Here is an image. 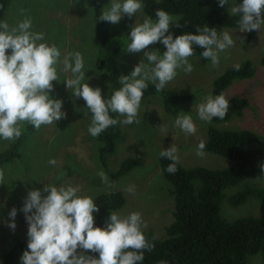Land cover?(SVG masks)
<instances>
[{
    "label": "rangeland",
    "instance_id": "rangeland-1",
    "mask_svg": "<svg viewBox=\"0 0 264 264\" xmlns=\"http://www.w3.org/2000/svg\"><path fill=\"white\" fill-rule=\"evenodd\" d=\"M242 2L236 0L237 4ZM111 3L112 0L104 9ZM229 7L230 3L226 4L227 12ZM94 8V0H11L4 18L0 20L14 27L28 17L32 21L31 31L44 33L45 38L41 42L55 45L60 50V63L56 66L60 80L52 82L54 87L50 95L63 101L62 110L67 114L65 119L56 124L42 125L39 130L22 122V131L28 133L24 146L13 161L0 165V170L4 172V181L0 183V264L4 263V257L16 244L23 241L28 244V224L21 209L30 190H42L45 184L57 187L78 185V195L89 196L93 200L99 193L121 190L127 202L116 213L122 218L133 212L140 213L146 224V227L142 226V231H151L157 238L163 239L167 236V226L174 220V197L170 193L172 185L162 173L161 151L174 145L179 162L185 167H229L233 161L214 152L203 150V155H197V145L208 140L211 125L226 129H252L260 139L251 147H264V25L253 39H248V32H240L239 28L226 27L219 36L222 38V34L228 32L235 44L219 53L218 64L213 65L210 59L193 55L189 58L193 71L185 73L182 69L178 70L176 77L165 86L180 95L193 93L194 98L187 102H171L161 95L142 99L138 116L140 122L121 124L126 138L118 143L116 152L109 156L108 168H105L98 156V137L93 138L88 132L91 113L84 115L88 111L86 102L83 98L74 97L63 81L72 78L70 71H64V57L80 52L86 71L84 82L93 88L99 87L102 97L112 88L108 73L96 62L99 39ZM145 17L142 11L132 17L124 15L117 24L110 23V36L120 38L123 43L120 54L123 75L130 74L141 60L147 63L145 51L157 49L163 54L155 43L140 52L130 53L124 49L130 42L127 36L132 26L143 23ZM248 59L255 63L256 73L251 77L235 79L223 95L227 99L240 98L250 107L238 111L227 121L200 120L198 105L205 102L208 96H217L213 93L214 80L228 67ZM178 115L192 117L197 128L195 134H186L175 126ZM122 119L124 117H120ZM17 141L0 139V152L11 148ZM129 157L136 158L135 168L113 181L108 171H116L121 162ZM50 159H55L56 165H51ZM101 172L107 180L101 179ZM245 182L264 185V159L257 172ZM241 187L240 184L226 190L221 204L222 215L231 221L249 215L264 217V201L254 197L240 206L230 204L229 196ZM129 188L134 191H129ZM42 195L47 193L42 192ZM13 207L17 209L15 229L8 226L11 219L9 212ZM17 264H22L21 258ZM247 264H264V255H250Z\"/></svg>",
    "mask_w": 264,
    "mask_h": 264
},
{
    "label": "clouds",
    "instance_id": "clouds-1",
    "mask_svg": "<svg viewBox=\"0 0 264 264\" xmlns=\"http://www.w3.org/2000/svg\"><path fill=\"white\" fill-rule=\"evenodd\" d=\"M95 2V0H94ZM230 3L231 16H239L240 32L260 31L264 25V0H219L221 7ZM105 7V6H104ZM99 20L112 24L120 22L124 15L132 17L144 9L143 0H112L104 9ZM95 14V12H94ZM156 19L146 16L143 23L132 26L127 36V52H140L149 45L159 42L165 47L159 51H145L147 63L141 60L128 75H121L122 85L110 98H103L99 87L93 88L84 82L85 64L80 52L64 57V71H70L72 78L65 79L66 87L76 98H83L91 123L89 134L96 138L110 126L139 123V109L144 90L149 83L161 92L172 81L178 70L193 71L189 62L194 46L203 49L201 56L219 63V53L233 47L235 41L228 32L218 36L215 27H197V34L184 33L173 38L170 27H179V18L167 11L157 9ZM174 22V23H173ZM32 21L26 17L16 26L10 27L0 21V139L15 141L22 134V122H27L39 130L42 125L56 124L66 118L62 110L63 101L53 99V81H59L57 65L61 52L55 45L44 41V33L31 31ZM11 49V53L7 52ZM239 65H234L238 71ZM89 79V78H88ZM87 79V80H88ZM229 109V101L223 95L208 96L197 107L198 118L211 122L213 118L224 119ZM182 112V111H181ZM112 114L124 117L118 120ZM175 126L186 134H195L196 124L190 115H178ZM205 143L197 145V155H203ZM160 156L172 161L166 171L174 174L179 162L177 148L173 145L160 152ZM56 165L55 159H50ZM102 180L106 175L99 173ZM4 172L0 170V183ZM129 191L134 189L129 188ZM47 193V195H42ZM79 186H50L28 192L22 211L28 224V250L21 256L22 264H139L144 259V251H151L154 245L149 242L142 226L141 214L133 212L121 217L116 212L109 214L106 227H94V212L98 205L89 196L78 195ZM17 209L9 212V227L15 229ZM79 249V251H78ZM98 253V257L87 252Z\"/></svg>",
    "mask_w": 264,
    "mask_h": 264
},
{
    "label": "trees",
    "instance_id": "trees-1",
    "mask_svg": "<svg viewBox=\"0 0 264 264\" xmlns=\"http://www.w3.org/2000/svg\"><path fill=\"white\" fill-rule=\"evenodd\" d=\"M10 2L11 0H0V20L4 18ZM108 2L110 0H95L94 8L99 39L96 62L99 68L108 73L112 86L103 98H110L115 90L122 87L119 83L122 75V40L110 36L109 22L99 20L103 7ZM143 4V13L154 20L157 9L179 18L180 26L169 29L173 38L184 33L197 34V27H215L218 36L226 27L239 28V16H231L226 5H219V0H143ZM257 31H249L247 38L253 39ZM155 45L162 53L166 50L159 42ZM202 51L203 49L194 46L195 56L202 57ZM7 52L10 54L11 49ZM262 62L264 64V56ZM239 66L238 71L234 66L228 67L214 80L215 95L224 94L235 79L251 77L256 73V65L250 59ZM153 95H161L171 102H187L194 98L193 93L180 95L167 88L157 92L155 85L149 83L142 99ZM228 101L226 116L224 119L213 118L215 123L227 121L238 111L250 107L246 101L237 97H231ZM110 115L120 120L117 114ZM27 137L28 133L22 131L17 143L0 152V165L16 158ZM125 138L126 134L119 123L110 126L98 136V156L105 168H108L109 156L116 152L118 143ZM259 139L258 133L252 129H226L211 125L204 150L233 161L229 167L223 169L185 167L178 162L177 171L171 174L166 168L172 161L160 156L162 173L172 185L170 193L174 197V220L167 226V236L163 239L157 238L151 231H142L154 247L151 251H144V259L139 264H247L250 255H264V217L249 215L231 221L221 213L226 190L236 185L241 184L242 187L229 196L231 205H243L251 197L264 201V185L245 182L257 172L261 160L264 159V147H251ZM136 164V158L129 157L121 162L116 171L109 170V175L113 181H117L119 177L130 173ZM94 202L99 208L98 212L93 213L94 227L104 228L109 214L121 210L127 198L123 191L112 190L99 193ZM25 250H28L26 241L16 244L4 257L3 264H17ZM88 254L96 257L99 255L90 250Z\"/></svg>",
    "mask_w": 264,
    "mask_h": 264
},
{
    "label": "flooded vegetation",
    "instance_id": "flooded-vegetation-1",
    "mask_svg": "<svg viewBox=\"0 0 264 264\" xmlns=\"http://www.w3.org/2000/svg\"><path fill=\"white\" fill-rule=\"evenodd\" d=\"M213 122H215V121H213Z\"/></svg>",
    "mask_w": 264,
    "mask_h": 264
}]
</instances>
